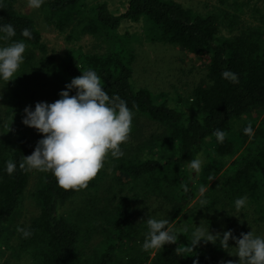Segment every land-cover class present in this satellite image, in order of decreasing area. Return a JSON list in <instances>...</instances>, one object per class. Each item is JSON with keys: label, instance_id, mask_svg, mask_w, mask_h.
<instances>
[{"label": "trees", "instance_id": "obj_1", "mask_svg": "<svg viewBox=\"0 0 264 264\" xmlns=\"http://www.w3.org/2000/svg\"><path fill=\"white\" fill-rule=\"evenodd\" d=\"M228 2L219 0L222 5ZM237 3L234 0L233 5ZM263 6H254L252 16L257 20L244 23L236 30L243 8L238 15L224 11L200 13L174 0H129L126 10L117 15L104 2L90 5L87 0H44L41 9L46 24L66 34L67 40L73 43L66 55L56 56L44 43L35 20L18 11L15 0H0V22L11 23L16 31L14 37L1 41V45L12 40H23L26 44L24 59L14 79L6 83L0 80L8 94V98L3 95L5 99L0 106V258L7 254L2 264H120L125 256L126 264H216L213 252L222 249L219 244L202 246L199 243L191 252L184 250L191 240V229H172L177 235L176 243L139 253L147 227L140 228L144 229L140 233L135 225L139 221L134 215L133 201L141 193L154 195L164 207L162 215L171 220L189 211L201 188L206 189L201 198L206 201L201 205L204 211L221 210L227 218L237 211L236 198L247 196L251 202L261 199L264 13H260ZM123 20L145 22L144 40L168 43L194 57H205V80L193 88L188 98L180 97L173 105L165 93L157 94L145 88L134 90L135 54L128 48L129 42H125L130 34H118ZM23 28L30 30L31 38L20 35ZM224 29L231 34H221ZM86 37L98 40L99 50L87 52L75 45ZM88 69L101 77V85L109 96L118 95L134 113L159 125L161 140L158 138L155 142L153 138L144 142V149L149 153L145 157L137 152L129 154L125 149L122 157H106L104 166L87 187L77 191L58 187L51 172L36 171L34 190L29 196L37 213L27 222L17 223L32 177L30 171L18 165L33 149L28 137L14 126L15 120L21 122L26 106L34 109L37 102L51 103L59 99L65 84ZM224 70L234 72L238 83L222 78ZM53 82L56 86L47 94L45 88ZM45 93L50 99L52 96L51 101L41 97ZM69 94L74 95L75 90ZM15 112L18 116L13 118ZM254 113L256 116H252ZM237 122L242 125L240 129L235 127ZM249 123L253 128L251 136L242 131ZM216 129L226 133L222 143L213 135ZM123 146L124 143L121 149ZM207 148L212 149L216 160L201 166L198 174H192L186 166L188 161ZM8 160L17 164L11 175L4 171ZM107 160L116 163L111 180L122 188L120 193L112 194L108 205L98 211L87 209L80 217L71 215L72 211L66 213L67 203L79 193L99 187ZM229 160L233 161L223 171ZM131 183L144 190L139 193ZM126 188L132 195L124 193ZM17 226L30 229L31 236L22 238L16 232ZM94 238L98 242L88 249L87 244Z\"/></svg>", "mask_w": 264, "mask_h": 264}, {"label": "clouds", "instance_id": "obj_2", "mask_svg": "<svg viewBox=\"0 0 264 264\" xmlns=\"http://www.w3.org/2000/svg\"><path fill=\"white\" fill-rule=\"evenodd\" d=\"M44 0H26L30 9H39ZM16 35L11 23L0 22V41H7ZM20 35L31 38L28 28L21 29ZM26 44L23 40H12L0 46V80H13L20 67ZM222 78L231 83H238L237 75L224 70ZM75 90L74 95L69 93ZM134 112L127 102L118 95L109 96L101 85V77L93 69L81 72L65 84V90L59 92V99L54 102H37L34 109L26 106L23 109L21 123L34 128L42 134L34 150L28 156H23L19 168L24 171L51 172L58 187L63 190L77 191L87 187L99 170L104 166L106 157L119 158L123 156L121 144L126 142L131 132ZM243 133L251 136L253 128L249 123L243 128ZM217 142L222 143L225 131L216 129L213 132ZM192 174H198L202 159L199 154L188 161L186 165ZM17 164L13 160L5 162L4 171L11 175ZM185 191L186 185H182ZM203 193L204 189H200ZM247 196L235 199L234 207L239 211L246 205ZM206 204L204 199L199 202ZM147 231L141 245L142 251L160 249L166 244L176 243L177 235L168 227L166 218L148 216L145 220ZM16 232L22 238H28L32 232L25 227L17 226ZM235 247L229 245V240ZM219 243L227 251L233 248L238 261L227 260L222 264H264V236L256 235L251 230L240 233L237 238L231 229L223 233H212L201 224L194 226L191 240L185 246V251L191 252L200 243ZM2 264V262H0Z\"/></svg>", "mask_w": 264, "mask_h": 264}, {"label": "rangeland", "instance_id": "obj_3", "mask_svg": "<svg viewBox=\"0 0 264 264\" xmlns=\"http://www.w3.org/2000/svg\"><path fill=\"white\" fill-rule=\"evenodd\" d=\"M174 1L179 2L185 7L200 13L224 11L230 14L238 15L240 14L241 8H243L244 13L240 14V25H236V30L239 29V26H242L244 23L250 24L249 22L257 20L252 16L254 6L261 7L264 4V0H237V5H239L238 9L237 5H233L234 0H229L227 3L228 5H222L221 3L219 4V0ZM103 2L107 3L113 13L118 15L122 14L126 10L129 0H87V3L90 5ZM15 4L18 11L30 15L35 20L38 29L43 35L44 43L49 47V51L53 52L56 56L66 55L68 50L73 46V43L67 40L66 34L59 33L46 24L41 7L39 9H30L26 6V0H15ZM263 13L264 6L262 13L260 14ZM126 32L130 34V39L127 38L125 42H129L127 46L128 48L132 49L135 54V61L132 66V84L134 90L145 88L152 91L153 93H165L168 96L167 99H169L173 105L180 97H182L183 100L188 98L193 88L201 83L202 80H205L207 66V60L205 57H194L188 53L178 50V47L168 43L152 42L147 41V39L144 40V34L147 33V29L145 22L142 21L134 22L131 20H123L120 28L118 29V34L124 35ZM222 33L227 36L231 34V32H228V30L225 29L221 31V34ZM75 45L81 46L83 50L87 52H96L100 48V42L89 37L82 39ZM0 46H2L1 41ZM54 86L56 85L53 82L48 87H46V93L50 94L53 92ZM6 90L7 87L4 88V85L0 83V106L3 105V95H6L5 98H8ZM46 93L41 97L50 99L49 95H46ZM51 100L52 96L49 101ZM11 116L12 115H10V118ZM15 116L17 117L18 113L15 112L12 117L14 118ZM252 116H256V114L254 113ZM15 122L16 123L14 126H16V129L19 131V133H22L28 137L31 142L32 149L34 150L37 141L42 138V134L38 133L34 128L27 127L21 122L19 123L17 120H15ZM6 123L13 126V122L7 120ZM241 126L242 125L239 122L235 124L236 129H240ZM6 131H8L7 125ZM160 135L159 125L151 122L139 114L137 115L134 113L131 132L127 141L124 142L122 151L125 149L129 154L137 152L141 157H145L146 155L148 156L149 153L146 149H144V142L153 138H156L155 142L158 138L161 140ZM161 137H163V134ZM211 152L212 149L207 148L205 152L199 155L202 159V166L209 164L212 160H216ZM238 155L235 157H238ZM224 161H227V159H224ZM232 161L233 160H229L226 163L223 171L230 166ZM115 164L116 163L112 160L110 162L108 161L107 166L105 167V175L103 180L99 183V187L94 190L91 189L79 193L77 197L67 203V207H65L66 213L70 214L72 211L74 213L71 215L80 217V215L84 216L82 213H86V211H88L87 209L98 211V208L100 207L105 208L108 205L109 200H111L110 196L112 194L114 195L120 193L119 191L122 189L114 184L111 180V176L113 175L112 169ZM30 172L32 177L25 197V206L23 208L22 214L17 219V223L27 222V220L34 216L38 210L35 203L29 196V193L34 190L33 185L36 176V170ZM131 184L135 186L134 183ZM129 186L132 185L129 184ZM135 187L138 189L139 193H141L140 190H144L143 187ZM123 190L125 194H131V192L128 191V188ZM205 192V188L203 193H201L199 189L193 202L190 203L189 211L185 215L177 216L171 220L169 216L162 215V212H164V207L159 205L154 195L144 196L141 193V195L136 197L133 201L134 215L136 220L139 221V223L135 225L137 226L140 233H144V229L141 230L140 228H143L144 226L147 227L145 220L148 218V216L154 215L159 219L162 215L163 218L169 220L170 225H168V227L171 229H191L193 231L194 226H199L201 224L205 228L209 226V231L212 233L219 232L222 234L223 231L231 229L232 233L237 238H239L240 233H248L251 230L256 235L264 236V187L261 189L262 196L260 200L256 202L247 200L246 205L239 211L233 213L230 216L231 218L225 217V212L221 210L213 213L207 212L206 210L204 211V208L199 202ZM113 201L114 200H112V202ZM215 215L220 216L219 219L215 218ZM138 225L140 226L138 227ZM94 237L96 236L94 235ZM97 242L98 240L94 238L90 243L87 244L88 249L93 248V244ZM200 244L205 246V242L203 241L200 242ZM218 244V242L216 244L209 243L210 246H216ZM229 245L231 247H235V243L231 239L229 240ZM141 251L142 250H140L139 253ZM227 251L234 254L235 250L233 248H229ZM227 251L222 248L218 250V252H213V255L217 259L216 264H222L223 261L227 260H233L234 262L237 261L236 256H230ZM153 254L154 251L151 253V257ZM6 255L7 254H4V256L0 258V262L6 258ZM127 261L128 258L125 256L122 258L120 264H126Z\"/></svg>", "mask_w": 264, "mask_h": 264}]
</instances>
